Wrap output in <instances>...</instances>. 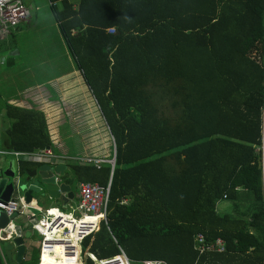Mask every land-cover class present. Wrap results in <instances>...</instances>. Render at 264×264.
<instances>
[{
  "label": "trees",
  "instance_id": "1",
  "mask_svg": "<svg viewBox=\"0 0 264 264\" xmlns=\"http://www.w3.org/2000/svg\"><path fill=\"white\" fill-rule=\"evenodd\" d=\"M49 1L115 152L114 168L67 164L70 183L110 184L108 227L85 249L101 260L121 248L140 263L264 264V0ZM0 115L3 151L52 148L38 107L0 99ZM223 201L237 217L219 214ZM199 234L226 252L200 256Z\"/></svg>",
  "mask_w": 264,
  "mask_h": 264
},
{
  "label": "rangeland",
  "instance_id": "2",
  "mask_svg": "<svg viewBox=\"0 0 264 264\" xmlns=\"http://www.w3.org/2000/svg\"><path fill=\"white\" fill-rule=\"evenodd\" d=\"M25 1L33 7L31 12L33 24L24 28L23 36L15 34V37H12L11 34L5 33L4 39H11L20 49L21 63H17L15 66L0 65V73H7V76L1 81V96L5 99L9 96L28 99V102H31L33 96L36 97L43 91L47 96L49 90L52 98L60 102L56 106L62 108L61 112L59 111L62 114L58 112V119L50 120L53 155L66 158L94 157L106 161L111 160L113 139L90 91L85 89L82 95L88 97V100L83 99L81 104H72L69 101L66 102V97L75 94L74 90L65 88L68 84L66 80H57L58 77L66 75L72 69L77 71V68L70 51L63 44L49 0ZM56 7L61 9L60 1L56 3ZM1 32L2 30H0ZM37 85L43 86L38 89ZM15 161L13 157L0 156V177L8 170L12 162H14V170H16ZM20 178L22 184L26 186L34 184V181L28 180L26 176L22 175ZM14 197H23V194ZM234 205L229 201L219 203V214L237 217L238 212ZM50 207L58 208L55 203L43 200L37 195H34V199L30 203V210L35 213L37 218L43 215L39 210ZM17 220L25 223L23 217ZM33 236L37 243L36 253L40 254L41 237L36 232H33ZM132 264L142 263L132 262Z\"/></svg>",
  "mask_w": 264,
  "mask_h": 264
},
{
  "label": "built area",
  "instance_id": "3",
  "mask_svg": "<svg viewBox=\"0 0 264 264\" xmlns=\"http://www.w3.org/2000/svg\"><path fill=\"white\" fill-rule=\"evenodd\" d=\"M31 18L30 10L23 0H0V26L5 31H11L20 25L27 23ZM114 30H109L113 34ZM10 155L18 163H76L79 165H92L97 169L105 163L112 165V160L98 159L94 157L66 158L55 157L51 148L36 150L34 152H6L1 149L0 129V156ZM110 194V184L103 187L97 183H84L78 187L77 202L68 205V210L61 208H48L39 210L43 215L38 217L30 210L24 197H14L9 202L0 201V211L7 217L22 216L28 221L31 229L39 234L40 258L39 264H43L44 257L48 263L53 264H86L91 260L93 264H132L125 252L120 249V254L106 260L97 258L85 249V241L98 233L102 224L108 227L107 214ZM13 234L17 233L14 224L9 225ZM115 240V239H114ZM116 242V240H115ZM117 244V242H116ZM195 249L200 256L207 253H225V242L218 239L214 243H207L203 235L195 238ZM142 264H166L159 261H144Z\"/></svg>",
  "mask_w": 264,
  "mask_h": 264
},
{
  "label": "water",
  "instance_id": "4",
  "mask_svg": "<svg viewBox=\"0 0 264 264\" xmlns=\"http://www.w3.org/2000/svg\"><path fill=\"white\" fill-rule=\"evenodd\" d=\"M112 168L115 165V152L112 160ZM68 166L65 163H43L34 171L27 172L28 180L34 184L26 186L21 182V174L15 172L10 163L8 170L0 177V201L9 202L15 195L23 194L26 203L30 204L34 195L55 203L62 210H68V205L73 202L77 195L67 176ZM16 216L7 217L0 211V255L10 264H22L26 252L25 241L22 236L13 234L9 225ZM16 247L17 253H13Z\"/></svg>",
  "mask_w": 264,
  "mask_h": 264
},
{
  "label": "crops",
  "instance_id": "5",
  "mask_svg": "<svg viewBox=\"0 0 264 264\" xmlns=\"http://www.w3.org/2000/svg\"><path fill=\"white\" fill-rule=\"evenodd\" d=\"M24 4L26 7H28V9L30 10V12H32L33 7L32 5H28L26 3L25 0H23ZM50 2V1H49ZM51 8H52V4L50 2ZM37 11L39 10L38 8L36 9ZM55 18V16H54ZM56 21V19H55ZM33 24L32 21V13H31V18L27 23H24L22 25H20L18 28L11 30V31H5L3 30V28L0 26V30H2V32L0 33V65H9V66H15L17 63H21V52L20 49L17 48L15 46V42H12L11 39L7 40L5 37V33L6 34H11L12 37H15V34L21 35L23 36V34L25 33L24 28H26V26H30ZM56 24L59 28V24L56 21ZM60 29V28H59ZM9 36V37H11ZM62 38V36H61ZM13 40V39H12ZM63 44L64 40L62 38ZM66 46V45H65ZM8 53V54H6ZM27 70V69H25ZM79 72V73H78ZM7 76L6 72L0 73V90H1V81ZM66 80V86L65 88H72L75 92V94L71 95V96H67L66 97V102L69 101L72 104H78V103H82L83 99H87L88 97L86 96H82L83 92L85 91V89L89 92V88L88 86L85 84V81L82 77V74L80 71H76L74 69H72L70 72H68L66 75H61L60 77H58L57 80ZM73 79V80H71ZM43 85H37V88L40 89ZM46 94L43 92H41L38 96H33L31 99V102H28V99H23V98H12L13 96H9L6 99L4 97L1 96L0 94V99L2 102H8L10 105H14L20 108H25V109H31L32 106H36L38 107V109H40L42 112L45 113L48 124H49V130H50V120L51 119H55L59 117V113L61 112L62 108L59 106H56V104H59L60 102L57 101L56 99L52 98V95L50 94V91L48 90V94L47 96H45ZM86 97V98H83ZM88 100V99H87ZM64 102V101H63ZM65 102V103H66ZM60 111V112H59ZM59 112V113H58ZM58 113V115H57ZM64 113V112H63ZM62 114V113H60ZM0 129H2V115H0ZM51 132V131H50ZM5 156V155H4ZM10 156V155H7ZM12 157V156H10ZM14 158V157H13ZM16 160V159H15ZM17 161V160H16ZM15 161V172H19L21 174V176H26L25 174H22L20 172V164ZM22 163H29V162H22ZM45 163V162H44ZM13 165L14 168V162L11 163ZM31 164H36V167L30 169L28 172H32L34 171L37 166L43 164V163H31ZM10 166V165H9ZM27 173V172H26ZM26 178L28 179V177L26 176ZM73 188L75 189L76 195L78 194V185L76 183H73ZM47 201V200H46ZM52 202V201H51ZM77 202V197L76 199L71 202L70 204H74ZM30 205V204H29ZM50 208H57V207H50ZM60 208V207H58ZM22 216H18L16 218H14L10 224H14L17 227V233L20 234L25 241V247H26V252L23 258V262L30 259L32 257L33 251L35 250V247L37 245L36 241H34L33 239V230L31 229V227H29L28 223H27V219L25 217V223L24 222H19L17 219H20ZM18 221V222H16ZM30 228V229H29ZM40 245V242H39ZM40 249V248H39ZM13 253L16 254L17 253V249L16 247L13 248ZM4 254L1 255V257L4 259L6 264H10L8 262V260L3 256ZM44 263L43 264H47L48 263V258L44 257L43 259ZM22 262V263H23ZM50 264H53V261L50 262ZM62 264V263H59Z\"/></svg>",
  "mask_w": 264,
  "mask_h": 264
},
{
  "label": "flooded vegetation",
  "instance_id": "6",
  "mask_svg": "<svg viewBox=\"0 0 264 264\" xmlns=\"http://www.w3.org/2000/svg\"><path fill=\"white\" fill-rule=\"evenodd\" d=\"M38 167V166H37Z\"/></svg>",
  "mask_w": 264,
  "mask_h": 264
}]
</instances>
